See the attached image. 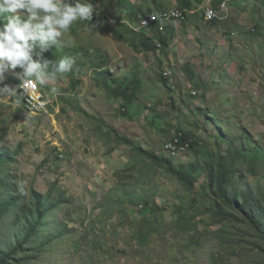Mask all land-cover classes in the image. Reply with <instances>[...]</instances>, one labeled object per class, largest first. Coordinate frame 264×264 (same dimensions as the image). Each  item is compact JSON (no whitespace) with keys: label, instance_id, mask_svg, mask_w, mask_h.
I'll return each mask as SVG.
<instances>
[{"label":"rangeland","instance_id":"374dc122","mask_svg":"<svg viewBox=\"0 0 264 264\" xmlns=\"http://www.w3.org/2000/svg\"><path fill=\"white\" fill-rule=\"evenodd\" d=\"M89 2L114 19L110 28L118 29L116 0ZM201 3L191 4L185 22H170L159 33L146 32L150 50L135 51L112 33L92 30L89 21L74 22L64 37L68 46L43 54L50 70L63 56L72 57L74 66L40 86L49 101L42 115L25 112L19 98L0 89V200L18 201L0 220V260L264 264V238L245 216L236 214L239 219L230 220L214 213L222 206L209 189L201 155L189 151L172 160L176 167L196 166L194 186L188 189L133 149L140 146L166 157L164 144L181 129L214 153L230 156L240 147L255 146L264 150V0H250V6L243 7L245 24L237 26L238 18L231 17L218 21L224 22L226 33L217 24H203ZM141 7L153 6L148 0ZM161 35L167 37V47L158 51L155 42ZM233 67L237 73L231 72ZM142 69L153 72L164 89L148 83L142 90L139 85L136 100L126 107L125 99L106 84L112 83L111 76L116 82L112 90L129 86ZM208 69L216 71L215 85L205 77ZM20 72L7 71L0 88L7 85L17 94L11 77ZM164 72L172 79L164 78ZM194 79L201 81L192 83ZM189 81L196 95L190 93ZM116 135L132 143L120 144ZM232 187L237 193L254 194L253 210L264 221V160L256 177L238 166ZM37 200L44 212L54 209L45 217L44 229H37L43 236L29 240L23 234Z\"/></svg>","mask_w":264,"mask_h":264},{"label":"clouds","instance_id":"9594fccd","mask_svg":"<svg viewBox=\"0 0 264 264\" xmlns=\"http://www.w3.org/2000/svg\"><path fill=\"white\" fill-rule=\"evenodd\" d=\"M227 1L223 0L216 8L214 6L209 7L218 9L223 2ZM118 2L119 0L115 2V9L118 12V16L116 17L117 27L119 28V23H122L138 35L143 33L146 35V32L151 29L159 33L164 30L166 24L176 21L185 22L189 14L192 13L191 10L179 7L143 10L139 0L137 2L136 0H128L132 4V8L127 12H121L116 7V3L118 4ZM234 2L245 3L244 0H231L227 2L229 7L228 13L222 14V18L214 20L211 25L204 22V10L209 8L205 7L202 11L203 24L207 26L218 25V21L228 19L231 16V5ZM99 4V2L95 3V5ZM173 9L183 11L186 14V19L161 21L147 28H139L138 24L141 16L167 12ZM106 15L101 14L97 9L95 10L89 0H74V2L73 0H0V82L4 80V74L7 71L16 70L17 68L21 70L19 73L21 84H19V87L16 84L18 89L17 94L15 93V88L7 85H4L0 89H4L8 94L19 98L22 110L29 112L25 108V95H23L22 91L25 81L28 80L43 87L49 80L55 79L57 74L71 72L74 66L72 57L63 56L56 62L54 68L50 70L49 61L43 58V54L53 47L63 48L68 46V42L64 40V37L76 21H91L94 25L99 24L102 27L98 31L113 34L116 29L110 28L109 23L111 24L115 21ZM113 36L115 35L113 34ZM139 41L141 42L140 39ZM173 41L170 40L169 44ZM140 42L137 43L140 44ZM155 46L158 51L163 49V43L159 40L155 42ZM163 75L166 79H172L169 73L164 72ZM13 77L15 78V76H12L11 79ZM52 91L54 92L55 89ZM41 94L48 101L46 94L42 93V91ZM195 94V92L192 93V95ZM11 96L8 98L9 102ZM43 111L46 112L47 108ZM40 114L42 115L43 112H40Z\"/></svg>","mask_w":264,"mask_h":264},{"label":"trees","instance_id":"16d2710c","mask_svg":"<svg viewBox=\"0 0 264 264\" xmlns=\"http://www.w3.org/2000/svg\"><path fill=\"white\" fill-rule=\"evenodd\" d=\"M99 2L101 0H93ZM202 2L203 0H196ZM215 1V0H214ZM223 0H216L213 4L216 8L220 2ZM74 2V0H73ZM116 7L121 12H127L132 8V4L128 0H119ZM188 7H191L189 5ZM89 27L94 30H99L101 26L94 25L91 21L88 22ZM125 27V28H124ZM109 31V29H107ZM118 40L122 41L126 46L131 47L135 51H141L142 49L150 50L151 45L149 44V38L143 34H137L130 30L128 27L119 23V28L113 33ZM138 39L141 40L138 44ZM160 41L163 43L164 48L167 47V37L161 35L159 37ZM129 85H120L117 89L112 90V86H108L114 95L125 99L124 105L129 107L136 100L135 95L139 91V76ZM14 78V77H13ZM12 78V79H13ZM15 79V83L19 87L20 82ZM116 81V80H115ZM116 83V82H115ZM76 84V83H75ZM125 116V112H121ZM153 125L157 123L156 120H152ZM161 129V128H160ZM163 131V129H161ZM176 132H183L186 138H190L184 130L178 129ZM116 139L120 141V144H131L132 142L119 137L116 135ZM192 139V138H191ZM133 149L142 157L150 161L155 166L162 168L171 176L175 177L188 189H192L195 183L194 173L196 172V166L194 165H180L178 167L174 166L173 159L167 157H160L154 152L144 149L140 146H134ZM190 151H193L196 155H201L206 160L205 170L208 175L209 189L213 196L222 207H226L227 212H222V207H216L214 213L218 216L228 218L230 220H238L236 216L243 215L245 220L249 222L253 230L262 238H264V221L263 218H259L257 210H253V206L256 204L254 202V194L251 191L239 192L237 193L232 187V180L238 173V166H244L247 173L258 176V166L264 160V150L260 146H255L254 150H250L244 147H240L236 152L231 153L230 156L222 155L220 153H214L208 150L204 145H201L196 140L192 139V146ZM132 196H130L131 198ZM19 200V199H18ZM0 200V220H4L9 211L7 210L11 205H17V200H12L9 204L1 203ZM146 202V201H145ZM134 203V200H131ZM54 209V207L52 208ZM51 209V210H52ZM51 210L43 211V206L41 201L37 200L35 203V208L32 212V220L27 226L23 237L29 240L35 237L43 236V234L38 235L37 229H44V219L49 215ZM21 247L18 246L16 251H20ZM15 251V253H16ZM7 260L4 257L0 260V264H6Z\"/></svg>","mask_w":264,"mask_h":264},{"label":"built area","instance_id":"2783aa9c","mask_svg":"<svg viewBox=\"0 0 264 264\" xmlns=\"http://www.w3.org/2000/svg\"><path fill=\"white\" fill-rule=\"evenodd\" d=\"M231 0H228L229 2ZM223 2L218 9L206 8L204 10V22L208 25L216 20L222 18V14L229 11L228 3ZM186 14L178 9L169 10L167 12H158L141 16L139 19V28H147L157 22H164L169 20H185ZM168 75V74H166ZM23 95H25V108L33 114H38L47 108L48 101L44 95L41 94L40 86L34 82L25 81L22 86ZM192 146V139L186 138L183 132L173 133L164 144V155L167 158L176 159L181 155L188 153Z\"/></svg>","mask_w":264,"mask_h":264},{"label":"crops","instance_id":"0c3cea01","mask_svg":"<svg viewBox=\"0 0 264 264\" xmlns=\"http://www.w3.org/2000/svg\"><path fill=\"white\" fill-rule=\"evenodd\" d=\"M140 1V4H141V6L143 5V7H144V5L147 3V1L148 0H139ZM150 1V3L152 4V8H149L150 10L151 9H163L162 7H165V8H172V7H174V4L175 5H178L179 7H181V8H185V9H188V8H191L197 1L196 0H149ZM245 1V3H243V4H241L240 2H234V3H232V5H231V18L235 21L237 18H238V25L237 26H239V25H242V24H245V19L247 18L246 16H247V12H245V9L243 8V7H246V6H250V0H244ZM165 4H164V3ZM168 2H170V5L171 6H169V5H167V3ZM180 2V3H179ZM202 2H204V4H202V5H205V7L207 6V7H209V6H214L213 4L216 2V0L214 1V0H203ZM193 3V4H192ZM192 4V6L191 7H188L189 5H191ZM197 6H198V4H197ZM200 6L201 5H199V7L198 8H200ZM195 7V6H194ZM193 7V8H194ZM248 9V8H247ZM188 10H190V9H188ZM248 11H249V9H248ZM194 12V11H193ZM233 16H236L235 18H233ZM195 18L197 19V16H196V14H195ZM224 22H222V23H220V24H218V30L219 31H221V32H225L226 33V29H223L224 27ZM156 30H158L157 28H156ZM236 33V32H235ZM234 32H232V36H233V34L236 36L237 35V33L235 34ZM228 39H229V37H227ZM220 39H221V37H220ZM235 39V38H234ZM241 40L239 39V42H240ZM221 44H222V46H225V44H226V40H224V39H221ZM105 71V70H104ZM119 73H121L122 74V72H120V71H118ZM215 72L216 71H212L211 69H208L207 71H206V74H205V77H208L209 79H210V77H211V80H212V82H209V85H215V82L217 81L215 78V75H213V74H215ZM231 72H233V73H237V68L236 67H233L232 68V70H231ZM108 73H110V71L108 72ZM114 73V72H113ZM111 74H112V72H111ZM220 74H221V72H220ZM148 75V78L146 77ZM13 76V75H12ZM110 76V75H109ZM139 76V85H141L142 86V90L145 88V84L147 85L148 83L151 85V86H153V89H156V90H163L164 88L161 86H159L156 82H157V80L155 79V74L153 75V72H149V71H147V70H145V69H142V73H141V76L140 75H138ZM194 75H192V77H193ZM221 76H219V78H220ZM16 78V80H18V81H20V78L18 77V76H16L15 77ZM110 78H111V80H112V83L110 84L111 86H112V88L114 89V86L116 85L115 84V82L113 81V79H112V77L110 76ZM137 77L135 76V79H136ZM230 78V77H229ZM228 78V76H226L225 77V79H229ZM240 77L238 76L237 78H235L236 80H238ZM148 79V80H147ZM231 79V78H230ZM195 80V82H192V83H197V84H199L200 83V81L201 80H196V79H194ZM134 81V79L132 80V82ZM132 82H130L129 83V85L132 83ZM107 86H110L109 84H106ZM149 85V86H150ZM125 86H128V85H126L125 84ZM187 86L190 88V93L192 92H195V91H193V90H195V87H194V89H192V87H191V82L189 81V83L187 84ZM188 88V89H189ZM149 89V88H148ZM150 89H152L151 87H150ZM206 89H210V90H212L211 88H208V87H206ZM2 91L3 92H5V90L4 89H2ZM196 95V94H195ZM137 102V101H136ZM196 102H199V100L197 99V101Z\"/></svg>","mask_w":264,"mask_h":264}]
</instances>
